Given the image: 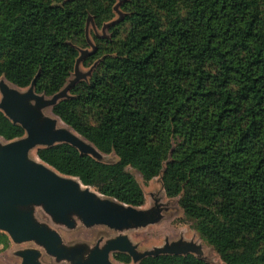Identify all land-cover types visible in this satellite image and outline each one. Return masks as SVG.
<instances>
[{
	"label": "trees",
	"instance_id": "obj_1",
	"mask_svg": "<svg viewBox=\"0 0 264 264\" xmlns=\"http://www.w3.org/2000/svg\"><path fill=\"white\" fill-rule=\"evenodd\" d=\"M113 0H0V78L52 97L71 77L85 25ZM109 37H93L87 81L51 112L114 163L67 144L36 150L58 173L142 207L144 182L167 198L224 264H264V0H124ZM24 130L0 111V138ZM8 245L0 233V246ZM114 259L129 264L127 254ZM138 264H210L192 254Z\"/></svg>",
	"mask_w": 264,
	"mask_h": 264
},
{
	"label": "water",
	"instance_id": "obj_2",
	"mask_svg": "<svg viewBox=\"0 0 264 264\" xmlns=\"http://www.w3.org/2000/svg\"><path fill=\"white\" fill-rule=\"evenodd\" d=\"M89 21L91 18H88L85 30ZM94 52V47L90 52H82L75 61V79L52 97L37 94L34 81L22 91L5 78H0V111L24 130L22 138L0 141V232L17 245L34 243L44 251V255L72 264H112L109 257L115 252L127 254L136 264L146 257L185 256L189 253L176 249L175 245L136 256L127 237L116 236L103 244L97 242L83 258L85 248L67 249L59 233L51 227L74 230L77 224H81L85 228L105 226L119 231L132 223L138 225L144 219L137 210L139 207L128 206L91 191V187L84 186L78 178L58 173L38 157V160L29 158V153L37 147L59 144L70 145L81 155L90 157V153L99 152L84 138L91 147L71 131L58 129L57 119H60L52 112L56 118L49 117L45 111L69 97L70 90L82 79L77 73L79 61ZM13 255L20 259L19 264H44L37 248L17 250Z\"/></svg>",
	"mask_w": 264,
	"mask_h": 264
},
{
	"label": "rangeland",
	"instance_id": "obj_3",
	"mask_svg": "<svg viewBox=\"0 0 264 264\" xmlns=\"http://www.w3.org/2000/svg\"><path fill=\"white\" fill-rule=\"evenodd\" d=\"M113 1H115L113 6L114 18L111 21L105 23L101 28H97L92 20L89 21L85 30L87 47L84 49H79L78 57L82 56L83 51L90 52L92 51V47L96 48V43L93 39L94 36L98 38L109 37V28L121 22L120 18L123 13L120 7L124 0ZM86 58H81L82 60L79 61L77 66V73L82 78L80 81H87L89 79L96 64V61H94L90 65H84L83 62ZM74 79L75 73L73 70V73L67 81L66 86ZM25 90L26 89H22V91ZM45 111L49 117L56 118L51 114L50 108L46 109ZM57 121L59 120L57 119ZM58 129H67L71 131V133H73L76 137L90 146L88 142H86L82 137L77 135L62 122L59 123ZM0 141L3 142L4 140L0 138ZM37 149L39 148L37 147L29 153L30 159L38 160L36 156ZM89 155L104 163H114L116 161V157L114 155H104L99 152H93ZM127 171L135 178L143 191L145 202L142 207L137 209L144 216V219L141 221V223L138 225L137 223H132L128 228H124L119 231L109 229L105 226L85 228L81 224H77L74 230H68L61 226L49 225L59 233L62 243L65 247H67V249L71 247H83L86 249V252L83 255V258H85L89 250L97 242L101 241L103 244L104 241L116 236H125L130 241L131 247L133 248L136 256L142 255L144 253L155 252L156 250L162 249L165 246L170 247L171 245H175L176 249L180 248V250H184L196 258L202 259L210 264H224L216 252L200 238L199 234L193 228L192 222L184 217L183 212L178 204V199L166 197L160 176L152 179L149 182H144L140 174L135 170L128 168ZM90 190L95 191L92 188H90ZM27 248H37L42 254L41 261L44 264H72L67 261L58 262L53 258L44 255V251L38 248L34 243H21L17 245L11 240L8 241V245L6 247H0V263L19 264L20 259L18 257L16 258L13 253L17 250H23ZM115 254H118V252L110 254V262L112 264H123L114 259ZM129 264L136 263L131 260Z\"/></svg>",
	"mask_w": 264,
	"mask_h": 264
},
{
	"label": "flooded vegetation",
	"instance_id": "obj_4",
	"mask_svg": "<svg viewBox=\"0 0 264 264\" xmlns=\"http://www.w3.org/2000/svg\"><path fill=\"white\" fill-rule=\"evenodd\" d=\"M2 234H4V233H2ZM5 235V234H4ZM6 236V235H5ZM7 237V239H8V241L10 240L9 239V237L8 236H6ZM0 247H2V245L0 246ZM3 248V247H2ZM16 257V256H15ZM17 258V257H16ZM1 264V263H0Z\"/></svg>",
	"mask_w": 264,
	"mask_h": 264
},
{
	"label": "bare ground",
	"instance_id": "obj_5",
	"mask_svg": "<svg viewBox=\"0 0 264 264\" xmlns=\"http://www.w3.org/2000/svg\"><path fill=\"white\" fill-rule=\"evenodd\" d=\"M59 123H61L60 121L57 122L58 126H59Z\"/></svg>",
	"mask_w": 264,
	"mask_h": 264
}]
</instances>
